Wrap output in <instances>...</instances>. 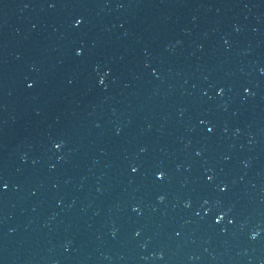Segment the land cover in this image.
I'll use <instances>...</instances> for the list:
<instances>
[{"label": "water", "instance_id": "95a60500", "mask_svg": "<svg viewBox=\"0 0 264 264\" xmlns=\"http://www.w3.org/2000/svg\"><path fill=\"white\" fill-rule=\"evenodd\" d=\"M0 264H264V0H0Z\"/></svg>", "mask_w": 264, "mask_h": 264}]
</instances>
